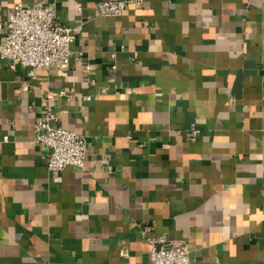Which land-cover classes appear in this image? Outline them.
<instances>
[{
	"label": "crops",
	"instance_id": "1",
	"mask_svg": "<svg viewBox=\"0 0 264 264\" xmlns=\"http://www.w3.org/2000/svg\"><path fill=\"white\" fill-rule=\"evenodd\" d=\"M101 1L0 0V47L16 3L81 26L66 69L0 56V264H153L145 226L190 264H264V0ZM65 88L53 113L85 171L34 142Z\"/></svg>",
	"mask_w": 264,
	"mask_h": 264
},
{
	"label": "built area",
	"instance_id": "2",
	"mask_svg": "<svg viewBox=\"0 0 264 264\" xmlns=\"http://www.w3.org/2000/svg\"><path fill=\"white\" fill-rule=\"evenodd\" d=\"M140 5V0H104L97 6L100 16H120L130 5ZM3 25L0 23V28ZM81 32V26H63L59 23L54 8L37 3H16L8 15L2 34L0 56L9 62L10 68L21 65L29 77H35L37 68L60 66L66 69L71 57V45ZM57 97L66 101L72 94L65 89L45 95L43 114L35 121L34 142L47 148V168L59 172L67 166L85 171L88 150L87 139L57 123L52 102ZM197 130L192 128L191 140L196 139ZM151 226L142 229L150 245L149 259L153 264H190V250L183 242L173 241L166 236L147 237Z\"/></svg>",
	"mask_w": 264,
	"mask_h": 264
}]
</instances>
